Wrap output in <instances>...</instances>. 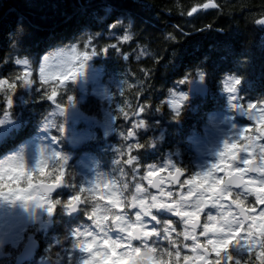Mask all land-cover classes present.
I'll list each match as a JSON object with an SVG mask.
<instances>
[{"label":"trees","instance_id":"obj_1","mask_svg":"<svg viewBox=\"0 0 264 264\" xmlns=\"http://www.w3.org/2000/svg\"><path fill=\"white\" fill-rule=\"evenodd\" d=\"M208 2L0 0V78L7 80L21 69L16 59L27 57L38 69L53 49L75 44L83 50L88 45V51L95 48L100 53L87 63L90 75L85 91L79 92L70 80L63 91L54 85L56 103L47 98L53 87L39 85L37 80L31 89H20L17 83L9 118L0 125V159L19 150L29 154L41 142V147L54 148L67 156L62 179L68 183L62 199L75 194L81 199L91 196L101 203L107 200L101 199L105 190L102 181L116 180L117 187L123 181L133 192L139 184L160 196V191L153 192L145 181L149 171L159 170L157 163L149 161L153 152L165 154L166 161L173 160L186 169L190 178L207 169L208 164L193 158L189 151L193 138H203L199 151L208 146L218 151L224 139L235 138L243 128L248 129L245 135L252 134L256 127L249 116L235 118L228 105L231 93L224 90L225 81L233 76L242 78L237 92L241 104L259 107L264 101V24L256 23L264 19V0H213L217 7L205 10L202 6ZM193 7L198 11L189 15ZM125 34L133 39L123 42ZM112 44L117 47L112 48ZM199 70L205 73L204 82L209 85L203 97L193 87L199 80ZM169 88L189 96L178 120L171 119L167 106ZM5 107L0 94V119L4 118ZM58 108H74L82 119L77 124L66 122ZM84 119L88 120L86 126ZM106 119L112 126L108 133L96 126ZM49 120L62 123L63 132L45 128ZM140 120L146 122V129L137 127ZM130 130L135 135L125 140ZM150 140L155 142L154 147H149ZM173 154L170 159L168 155ZM130 157H134L131 164L127 162ZM97 185L93 193L91 188ZM80 187L85 191L79 192ZM163 190H171L172 199L180 192L172 185ZM162 199L170 202L166 195ZM89 207L81 206L77 216L57 210L51 229L56 245L51 247L50 237L43 243L49 264H83L87 259L88 249L79 247L73 233L75 229L97 231L85 214ZM126 211L133 218L138 209ZM17 252L0 264H14ZM210 258L214 260V254ZM37 260L38 256L25 264H37ZM252 262L257 264L255 254Z\"/></svg>","mask_w":264,"mask_h":264},{"label":"clouds","instance_id":"obj_2","mask_svg":"<svg viewBox=\"0 0 264 264\" xmlns=\"http://www.w3.org/2000/svg\"><path fill=\"white\" fill-rule=\"evenodd\" d=\"M259 20L262 19L256 20V23ZM127 35L133 39L131 34ZM90 43L91 40H89ZM87 49L88 45H85V48L81 50L75 44L53 49L43 57L38 69L32 67L27 57L16 59L15 63L22 67L16 74L7 79L8 82L11 81L9 83L13 86L9 87L8 84L0 83V94H2L6 106L4 118L0 119V125L9 118L8 110L13 107L17 83L20 89H31L38 80L39 85L47 84L49 88L59 85L63 91L67 87L68 80L75 82L78 76L85 71L88 61L100 54L95 48H92L91 51ZM34 73H37L36 77H34ZM69 74H71L70 78L61 83V78L69 76ZM197 75L201 82L205 80V73L202 70H199ZM241 79L233 76L225 81L229 88L234 89L227 91L232 94L228 97L229 107L233 111L249 116L255 122L264 120V101H261L259 107L252 108L250 107L252 103L241 104L240 98L235 95L238 92ZM4 80L6 79L0 78V81ZM237 80L239 83H236ZM179 82L184 83L185 80ZM168 97L167 106L171 111V119L178 120L185 110L189 96L184 92L169 88ZM156 111L162 113L160 109ZM59 114L64 115V110L61 109ZM137 127L146 129L148 125L144 120H140ZM45 128L63 132V124L58 125L51 120L45 125ZM244 129L235 138L224 139L219 153L224 151L226 144L241 141ZM128 137L127 135L124 139L126 140ZM261 141H264V127L257 128L254 133L242 140L245 147L238 150L237 158L232 161L233 169L243 167L244 171L231 175L222 186H213L216 174L212 166L220 159L218 153V159L215 163L210 164L207 169L195 173V175L202 176L203 179L199 184L189 187V191L193 192L194 195L190 200L181 199L179 201L181 209L186 208L192 212L201 213L209 206L216 207L217 214H209L205 224H220L227 230L247 223L249 217L245 207L249 197H254L255 201L264 199V144ZM140 146L143 147V145ZM154 146L155 142L150 140L149 147ZM241 153H244L245 157H241ZM249 160L251 163L246 162ZM66 163L67 156L64 153L47 146L38 148L31 156L24 150L7 154L0 159V199H15V201L28 206L29 209H34L37 214L43 212L48 220L57 214L58 209L71 215L80 211L81 206L89 205L90 207L85 214L92 221L97 231L75 229L73 233V239L78 242L79 247L84 251L85 248L89 249L87 251L88 258L83 264H157L158 261L166 262L170 256L172 257V264H177L176 256H172V252L177 254L180 252V247H177L178 243L185 247L183 241L179 240L181 233H177V239H172L171 232L175 229L170 226V230L165 228L166 236L164 238L168 240L172 250L161 249L149 243L159 233L147 229L143 220L153 210L168 209L164 207L165 202L162 198H154L147 189L137 187L139 184L135 185L133 192L128 183L120 181V186L117 187V181L112 180L111 182H101L105 188L102 196L107 197L105 203H101L99 199L93 201L91 196L76 200L74 199L77 196L75 194L67 199H62L54 194L58 188L67 186L66 179L58 180L61 174L63 177L66 175ZM172 167L178 169L175 165ZM42 171L44 172L43 175L41 174ZM208 173L211 175H205ZM98 187V185L92 187L91 191L96 192ZM233 188H239L242 191L234 192ZM78 191L84 192L85 189L80 187ZM227 196H231L230 202L225 201ZM117 204L122 207L117 208ZM126 209H138L134 219H128ZM189 220L190 223L183 231L184 241L187 240L188 236H193V245H195L196 240L199 239L195 234L201 225L199 221L193 218H189ZM113 230L119 233L115 238L109 235ZM151 232H155V235L149 234ZM216 235L218 238L220 237L219 231L216 232ZM105 240L108 241L107 245L103 244ZM84 241H88V243L85 244ZM257 246L260 250H264V231L259 229L251 231L247 241L239 246L233 245V249L235 253L248 252L249 249L252 253H256ZM93 252L95 253L94 256ZM257 259L261 258L257 256ZM251 260L252 256L248 255L244 264H249ZM236 264H241V260L236 259Z\"/></svg>","mask_w":264,"mask_h":264},{"label":"snow or ice","instance_id":"obj_3","mask_svg":"<svg viewBox=\"0 0 264 264\" xmlns=\"http://www.w3.org/2000/svg\"><path fill=\"white\" fill-rule=\"evenodd\" d=\"M204 9L210 8V7H217V5L213 2V0H209V3H206L202 6ZM198 9L196 7H193L192 10L188 13L189 15L194 14L197 12ZM259 24H264V19L257 21ZM121 40L123 42H128L131 41L132 39L127 35H123L121 37ZM112 48H116V45H112ZM104 52L107 51V49H103ZM125 59L128 57L125 56ZM69 76H65L61 78V83L64 81L68 80L70 78ZM0 83L3 84H8L9 87H12L7 80L0 81ZM236 83H239L237 80ZM225 90L226 91H233L234 89H231L225 84ZM56 97H57V90L55 87L52 88L50 94H48L47 98L53 102H56ZM72 98L69 97V101L71 102ZM250 107L255 108L257 105L255 104H250ZM142 112L143 109H140ZM264 127V120H258L256 121V127L257 128ZM248 131L247 128L244 129V132L241 136V141L244 140L248 135H245V133ZM129 137H132L135 135L133 131H129L127 133ZM264 144V143H262ZM245 147L243 143H231V144H226L225 149L223 152L219 153L220 159L217 163L213 164V169L216 172H223V176H217L215 175V179L213 181V186L215 185H220L222 186L227 179L230 178L231 175L235 174L236 172L244 171L243 167L239 169H233L232 167V161L237 158V152L238 150H241ZM134 157H130L128 159V163L131 164L133 162ZM247 163H251V161H246ZM153 169L155 166H152ZM42 175L44 172L42 171ZM181 174V170L178 168L176 169V175L175 176H170V179L173 182H177L179 180V176ZM148 178H149V183L152 185L154 188H159L160 189V197L163 198L165 195L170 198V202L165 203L164 207L174 210V214L181 218L183 224L188 226L190 223L189 218H193L196 221L200 222V212H192L191 210L188 209H181L179 205V201L181 199L187 201L192 198L194 195L193 192L189 191V187L194 185V184H199V182L203 179L202 176L200 175H192L190 179H187L183 181L184 185H188V190L187 193H181L180 198L178 200L172 199L173 198V192L171 190L167 191V193L164 192L162 184H163V178H160L158 180H152L151 178L155 175V171H149L148 172ZM205 175H211L210 173L205 174ZM63 178V174H61L59 179ZM140 189H144L141 187V185H137ZM154 198H158L157 196L153 195ZM104 197L101 196V199ZM231 196H227L225 198V201H228ZM8 199V198H5ZM18 199V198H17ZM74 199L79 200L81 197L77 195ZM12 201H15V199H9ZM111 202V201H110ZM256 204L262 206L261 210L257 211V208L255 205L252 207H245V211L249 217L247 223L237 226L236 228L232 230H227L220 224H203V231H200L199 233V239L198 243H196L195 246H193V243L191 245L185 244V248H190L191 252L194 255H183L181 252L178 254L175 253L176 259H177V264H180L181 259L183 260V264H233L234 257L232 254H230V250L233 248V245H241L244 244L245 241H247L249 237V233L253 230L259 229L260 231H264V199H259L256 200ZM117 208L122 207L121 205L117 204ZM152 219H156L155 216L152 217ZM175 229V228H172ZM176 231V229H175ZM173 231V232H175ZM219 231L220 237L218 238L216 235V232ZM151 235H155V232L149 233ZM200 237H208L207 239H204L203 241L200 240ZM188 241V240H186ZM193 242V241H192ZM2 243V241H0ZM104 245L108 244V241H103ZM91 247V246H89ZM178 247V246H177ZM248 255H251V249L247 252ZM214 254L215 259H211L210 257ZM257 256H259L261 259H257ZM255 259L257 264H264V250H260L259 246H257V251L255 253ZM157 264H172L171 259L167 260L166 262L164 261H158ZM236 264V260H235Z\"/></svg>","mask_w":264,"mask_h":264},{"label":"rangeland","instance_id":"obj_4","mask_svg":"<svg viewBox=\"0 0 264 264\" xmlns=\"http://www.w3.org/2000/svg\"><path fill=\"white\" fill-rule=\"evenodd\" d=\"M89 75H90V67L87 64L85 71L80 76H78V78L76 80H78L80 78L84 79V80H88L87 78L89 77ZM193 85H194V83H193ZM235 95H238V94L236 93ZM60 110L61 109L58 108L57 112L60 113ZM62 116L65 117L66 122H69L70 120H72V121H74V124L79 123V120L82 119V116L74 108L64 110V115H62ZM83 123L86 126V124L88 123V120L84 119ZM96 126L99 127L104 133H108L112 127L110 124V119L109 120L106 119L105 121H101L100 123L98 122V124ZM84 128H87V127H84ZM132 137H130L129 140L132 139ZM39 139H42V138H39ZM189 141H191V140H189ZM193 141H194V145L192 146L193 147L192 150L193 149L199 150L202 147V144L204 143L203 138H201V137H195V138H193ZM37 144L38 145L35 146L32 149V151L29 153V156L34 154L36 152V150L42 146L41 142H37ZM219 151L220 150L215 151L213 148L208 146L205 149V151H203V153H202L203 155H202L201 159L204 160L208 164V167H209L210 164L215 163L217 161ZM168 157L170 159L172 158L171 155H169ZM241 157H245V154L241 153ZM169 161H170V163H168V165L174 164L173 160H169ZM167 162L168 161H166V163ZM168 165L164 163V167L165 168L167 167L166 170L168 169ZM147 174L145 175V181L147 182V184H149V178H148ZM215 174L217 176H223L224 175L223 172H216ZM181 185H184V184L181 183V181H180V189H179L180 192L177 193L176 200H178L180 198L181 193L186 194L188 187H189L188 185H185L187 188H181ZM163 187L168 188L167 185H164ZM157 197H158V199H160V196H157ZM163 202H165V201L163 200ZM165 203H167V202H165ZM132 210H135V209H132ZM160 210H163V213L167 216H170V215L174 216L175 215L174 210H168V209H160ZM134 212H137V211H134ZM52 219L53 218L48 220L45 217V214L43 212L37 214L34 209H29L28 206H26L25 204H23L19 201H12L9 199H0V241H2V243H0V247L5 242H7L8 240H10V241L18 240V238L20 237V232L22 233L23 238L26 235V241H27V237L32 238V234H30L29 231H28V236L26 234L28 228L32 227V226H37L39 231L46 230L45 234L43 236V241H44V239L50 237L51 247L56 245V241L52 237V234H51ZM128 219H130V218H128ZM131 219H134V217ZM35 224H37V225H35ZM168 224H170V221H168L166 223V225H168ZM48 229L50 231L47 233ZM114 231H115V234L117 236L119 234L118 231H116V230H114ZM179 240L183 241L182 239H179ZM183 243L190 245V243H187L184 241H183ZM17 246H18V242H17ZM177 246L180 247V252H181L182 256L183 255H194L193 253L190 252L191 251L190 248H185V247L179 245V243L177 244ZM16 250L18 251L19 248L17 247V248L8 249V251L10 252V255L13 252H17ZM88 251H89V249H88ZM44 254L48 255V253L45 251H42V254L38 255L37 264H48L47 259H46V255L44 257ZM93 255H95V253H93ZM87 258H88V256H87ZM181 262H183L182 259H181L180 263Z\"/></svg>","mask_w":264,"mask_h":264},{"label":"flooded vegetation","instance_id":"obj_5","mask_svg":"<svg viewBox=\"0 0 264 264\" xmlns=\"http://www.w3.org/2000/svg\"><path fill=\"white\" fill-rule=\"evenodd\" d=\"M189 151L191 152L193 158L195 157V159H197V160H202L201 159V157L203 155L202 154L203 153L202 151L194 150V149L193 150H189ZM194 152H196V154H194ZM174 155H176V154H173L172 157ZM165 156H166L165 154H162V153H159V152H153V153H151V156H150L151 158L149 160L151 163H154V164L157 163V165L159 167V170L158 171H155V174H159L160 175V178H163L162 187L164 185H167V186L173 185L171 182H169V181H167L165 179L167 173L173 174L176 171V169L173 168L172 165H175L177 168H179L182 171V180H181V183H183V181H185L187 179H190V173L186 169H183L182 167H180L175 162H174V164L168 165V163H170V161H168L166 163V157ZM164 163L168 165V169L167 170H166L167 167L166 168L164 167ZM232 190L234 192L242 191V189H239V188H233ZM64 194H66V192H65V186H62V188L60 189V191L57 192V193H55L54 195L57 196V197L62 198L64 196ZM231 199L232 198H229L228 201L230 202ZM253 205H255V207L257 208V211L261 210V207L262 206L256 204L255 198L254 197H249L248 204H246V207H252ZM208 214L216 215L217 214L216 207L209 206L203 212H201V214H200V219L202 221L201 222V227H199L197 229V233L195 234L196 236H199L200 231H203V224H205V222L207 220ZM153 216L156 217L155 220L152 219ZM128 218L131 219L132 216H130ZM143 220H144V223H145L147 229H149V230H155V231H157L159 233L158 236L153 237V239L151 241H149L150 244H153V245H155V246H157V247H159L161 249H167V250H170L171 251L172 250L171 245L168 243V240L166 238H164L166 236V233L164 231L165 228H169V230H170V227L176 229L175 232H171L172 239H177V233H181V236L179 237V239H182L184 241V233H183V231L185 229V225L183 224L181 218H178L176 215H174V216H172V215L167 216V215H165L163 213V210H153L152 213L149 216L144 217ZM165 221H167V222L170 221V224L166 225L165 223H161V222H165ZM35 225H37V224H35ZM37 230H38V227L37 226H32V227H29L28 228L27 233H26L27 236H28V231L30 232V234H32V238H28L27 237V241L28 240H36L37 243H38V246H37V249H36V252H35V257L38 256V255H41L42 254V251H44V249H43V243H45V242L43 241V236H44L45 231H46V230H41V231H39V230L37 231ZM49 231L50 230L48 229L47 233ZM109 235H111L113 238L116 237V234H115V231L114 230L112 232H110ZM204 239H207V237H200V240L201 241H203ZM187 240L188 241H184V242L190 243V245H191L193 243L192 242L193 241V236H188L187 237ZM27 241H26V235L23 238L22 237V233L20 232V237L18 238V240H14V241L8 240L7 242H5L0 247V250L3 252V255H4L1 260H4L6 258H7V260H10V252H8L7 250L10 249V248H17L18 247L19 248L18 252H19L20 249L23 247V245ZM17 242H18V246H17ZM196 243H198V240H196L195 245H196ZM195 245H193V246H195ZM17 253L15 254L14 258L12 259L14 264H15V258L17 256ZM230 254H232L233 257H234V261H233L234 264H235V260L236 259H240L241 260V264H244V260L248 256L247 251H243V252H240V253H235L233 248L230 250ZM254 254L255 253H252L251 254L252 259L254 258ZM172 256H175V252H172ZM169 259H171V261H172V257L171 256L168 258V260ZM250 262H252V260Z\"/></svg>","mask_w":264,"mask_h":264},{"label":"water","instance_id":"obj_6","mask_svg":"<svg viewBox=\"0 0 264 264\" xmlns=\"http://www.w3.org/2000/svg\"><path fill=\"white\" fill-rule=\"evenodd\" d=\"M212 8H214V7H210V8H207L205 10H209ZM88 82H89L88 80H84V79L80 78L74 82V85L79 92H83L86 89ZM194 85H195V91L199 96H205L209 91V85L205 82H201L200 80H196ZM233 112L238 119H241V120L245 119V116H246L245 114H240L239 112H236V111H233ZM175 175H176V171L173 174L167 173L165 179L167 181L171 182L173 184V186L177 188V187H180V181L182 180V171H181V174L179 176V180L177 182H173L170 179V176H175ZM250 175H256V174H250ZM151 179L154 181L158 180V179H160V175L155 174ZM149 185H150V188L152 189L153 192H158L160 190L159 188L152 187V185L150 183H149ZM181 188H184V186L181 185ZM60 189H61V187L57 189L56 193ZM78 213H79V211L76 213H73L72 215H77ZM201 222L202 221L200 219V225H201ZM37 246H38V243L36 240H29L28 242H26L23 245V247L21 248V250L19 251V253L17 254V256L15 258V263L16 264H24L27 261H30L35 255ZM3 256H4L3 252L0 250V260L3 258Z\"/></svg>","mask_w":264,"mask_h":264},{"label":"bare ground","instance_id":"obj_7","mask_svg":"<svg viewBox=\"0 0 264 264\" xmlns=\"http://www.w3.org/2000/svg\"><path fill=\"white\" fill-rule=\"evenodd\" d=\"M251 5V4H250ZM249 8V7H248ZM250 10V9H249ZM251 16V15H250ZM263 16V15H262ZM261 17V16H260ZM251 30V29H250ZM28 37V36H27ZM29 39V38H28ZM217 85V84H216ZM216 87V86H215ZM214 91H215V89H214Z\"/></svg>","mask_w":264,"mask_h":264}]
</instances>
